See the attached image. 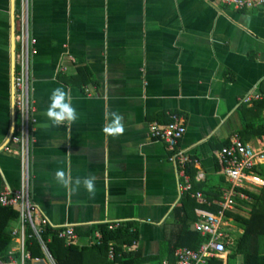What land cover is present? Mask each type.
Here are the masks:
<instances>
[{"label": "crops", "instance_id": "crops-1", "mask_svg": "<svg viewBox=\"0 0 264 264\" xmlns=\"http://www.w3.org/2000/svg\"><path fill=\"white\" fill-rule=\"evenodd\" d=\"M20 6L21 0H0V190L22 184L20 144L12 140L21 125L13 76V15ZM30 8L35 39L30 196L40 214L54 228L72 226L79 236L73 245L80 247L93 245L101 225L133 223L140 239L123 248L147 255L158 254L164 239H171L172 248L179 244L187 226L197 232L192 227L200 215L217 213L230 187L221 149L234 136L264 146L259 127L264 107L252 105L264 97L244 100L264 95V6L238 10L221 0H30ZM58 87L76 109L74 121L52 124L47 117L49 97ZM173 113L186 123L179 144L189 157L184 168L172 160L167 144L150 134L151 123L167 124ZM115 116L123 131L106 132ZM253 122L257 126H248ZM255 168L231 210L244 217L257 203L248 192L261 194L264 188V163ZM57 172L64 173L65 182ZM88 178L91 192L83 185ZM229 220L234 231L227 244L233 246L244 230ZM38 245L41 255L32 254L40 261L28 264H50ZM12 246L11 240L9 252ZM227 250L223 264H229L232 249ZM170 257L164 264H176ZM100 261L94 263L107 264ZM235 264H244L242 254Z\"/></svg>", "mask_w": 264, "mask_h": 264}, {"label": "built area", "instance_id": "built-area-1", "mask_svg": "<svg viewBox=\"0 0 264 264\" xmlns=\"http://www.w3.org/2000/svg\"><path fill=\"white\" fill-rule=\"evenodd\" d=\"M225 5L238 10L254 9L264 6V0H221ZM31 8L30 0H21L19 12L16 14V42L17 69L15 73V104L20 112L21 125L18 134H14L12 140L20 144L22 184L18 190L6 187L0 190V206L13 208L19 212L18 225L10 229L13 246L6 259H0V264H28L39 262L40 258L33 256L29 250L30 239H35L41 246L50 264H56L49 249V240L44 238L48 228L57 230V236L67 245L77 244L79 236L72 226L60 228L52 227L49 219L40 214L38 206L30 196V142L32 128V96H31V55L35 39L30 29ZM262 93H253L244 98L246 102L263 99ZM184 118L177 114H171L167 124L153 122L150 124L152 138L163 141L172 152V160L185 167L189 157L179 147L186 133ZM220 159L224 165L225 174L230 182V187L223 193L221 208L217 213H202L194 224L195 229L202 236L208 238L198 249L188 247L179 248L176 251V264H208L215 257H222L228 253L227 241L234 231L227 212L234 209L235 197L238 189L244 187L246 182L253 180L254 168L264 163V146L253 147L246 144L240 137L234 136L228 146H224L220 153ZM201 196L200 194H198ZM124 225V222L109 223L110 230H116ZM102 232L97 230L91 240V244L102 243ZM117 243L109 242V264H118L116 259ZM126 249L131 247L124 246Z\"/></svg>", "mask_w": 264, "mask_h": 264}, {"label": "trees", "instance_id": "trees-1", "mask_svg": "<svg viewBox=\"0 0 264 264\" xmlns=\"http://www.w3.org/2000/svg\"><path fill=\"white\" fill-rule=\"evenodd\" d=\"M252 105L253 107L260 106V108H263L264 100L260 103L258 101L254 102ZM248 126L255 127L257 124L253 122ZM259 127L264 132L263 119ZM255 170L259 171L257 168ZM259 173L263 172L260 170ZM248 193L257 200L250 217H244L237 212H227L228 218H231L233 222H236L244 230V233L236 240L233 246L227 244V247L232 249L228 256L229 264H235L239 254L243 255L244 264H264V188L261 194ZM18 216L19 213L16 210L0 206V259H6L8 256L12 240L10 228ZM135 227V224L128 223L116 230H110L108 224L101 225L99 230L103 235L102 243L83 247L73 244L66 245L65 241L57 236V230L51 228L46 230L44 238L52 237L49 248L58 264H93L95 259L102 260L100 261L101 263L108 264L110 241L117 243L116 251L118 257L116 262L118 264H164L170 256L169 260L176 263L175 252L179 247L198 249L208 239L206 237L201 238L199 233L191 231L190 226H187V235L179 238V244L172 248L171 239H164L158 254L147 255L141 249L126 250L123 248L124 245H132L140 239L139 229ZM93 230L95 229H91L85 234L91 235ZM29 245L34 255H41V249L35 239H30ZM208 264H223V259L215 257L210 259Z\"/></svg>", "mask_w": 264, "mask_h": 264}, {"label": "clouds", "instance_id": "clouds-1", "mask_svg": "<svg viewBox=\"0 0 264 264\" xmlns=\"http://www.w3.org/2000/svg\"><path fill=\"white\" fill-rule=\"evenodd\" d=\"M47 117L52 122V124H59L64 120L74 121L77 118L76 109L71 106L69 102L66 101V93L61 88H55L52 90L49 97V106L47 110ZM120 117L115 116L112 121V124L105 129L109 133H120L123 131V126L120 123ZM48 126L47 124L44 125ZM56 178L60 182L64 181V173L57 172ZM77 185L81 184V181L78 179L75 182ZM83 185L88 189V191H93L94 185L91 178L84 179Z\"/></svg>", "mask_w": 264, "mask_h": 264}, {"label": "water", "instance_id": "water-1", "mask_svg": "<svg viewBox=\"0 0 264 264\" xmlns=\"http://www.w3.org/2000/svg\"><path fill=\"white\" fill-rule=\"evenodd\" d=\"M13 18H14V41H13V53H14V74H13V76H14V79H15V56H16V52H15V48H16V28H15V23H16V16H15V10H14V15H13ZM14 88H15V85H14ZM15 91V90H14ZM13 134H14V131H13V133H12V136H13ZM11 136V137H12ZM192 229L193 230H195V226H193L192 227Z\"/></svg>", "mask_w": 264, "mask_h": 264}]
</instances>
